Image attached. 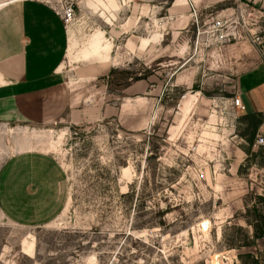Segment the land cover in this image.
I'll return each instance as SVG.
<instances>
[{
  "label": "rangeland",
  "instance_id": "rangeland-1",
  "mask_svg": "<svg viewBox=\"0 0 264 264\" xmlns=\"http://www.w3.org/2000/svg\"><path fill=\"white\" fill-rule=\"evenodd\" d=\"M34 1L73 5L60 72L86 123L0 132L58 165L55 216L0 212V264H240L264 147L243 153L231 104L264 62V0Z\"/></svg>",
  "mask_w": 264,
  "mask_h": 264
},
{
  "label": "crops",
  "instance_id": "crops-1",
  "mask_svg": "<svg viewBox=\"0 0 264 264\" xmlns=\"http://www.w3.org/2000/svg\"><path fill=\"white\" fill-rule=\"evenodd\" d=\"M67 44L58 10L48 4L25 0L0 7V132L46 128L65 118L86 123L60 72ZM237 94L244 116H264V62L238 77ZM257 136H264V122ZM57 203L58 165L50 156L24 145L0 150V212L8 220L55 216Z\"/></svg>",
  "mask_w": 264,
  "mask_h": 264
},
{
  "label": "trees",
  "instance_id": "trees-1",
  "mask_svg": "<svg viewBox=\"0 0 264 264\" xmlns=\"http://www.w3.org/2000/svg\"><path fill=\"white\" fill-rule=\"evenodd\" d=\"M245 123V134L241 138L246 142L247 149L244 151L247 157L253 156L252 147L257 131L264 122L261 114L245 115L242 118ZM262 159L264 154L259 153ZM251 200L247 203V200ZM246 229L232 227L231 230L238 237L228 239L226 247L234 250H245L237 259L240 264H264V196L247 195L244 200V214L242 216Z\"/></svg>",
  "mask_w": 264,
  "mask_h": 264
},
{
  "label": "built area",
  "instance_id": "built-area-1",
  "mask_svg": "<svg viewBox=\"0 0 264 264\" xmlns=\"http://www.w3.org/2000/svg\"><path fill=\"white\" fill-rule=\"evenodd\" d=\"M58 15L61 19V22L65 30H67L68 26H70L73 23L74 18H75V11H74L73 5L70 3L64 4L63 6H61L60 10H58ZM221 27H222V24L217 22L215 25L211 26V32L213 34L219 33ZM231 106L236 111H239V112L245 111L240 99L237 96L232 100ZM256 147H264V137H261V136L256 137L254 144H253V148H256ZM197 178L199 180H202L203 174H198Z\"/></svg>",
  "mask_w": 264,
  "mask_h": 264
}]
</instances>
